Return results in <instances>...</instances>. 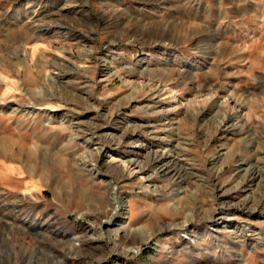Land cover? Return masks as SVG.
I'll return each instance as SVG.
<instances>
[{"label":"rangeland","instance_id":"1","mask_svg":"<svg viewBox=\"0 0 264 264\" xmlns=\"http://www.w3.org/2000/svg\"><path fill=\"white\" fill-rule=\"evenodd\" d=\"M21 142L38 148L24 164L4 152ZM171 149L182 181L150 162ZM130 158L150 164L146 174L128 170ZM33 164L50 178L34 218L102 235L104 248L72 249L56 233L39 239L53 253L26 264H264V0H0V222ZM253 170L262 184L250 202ZM61 184L83 197L55 199ZM118 205L120 223L158 236L138 249L112 241Z\"/></svg>","mask_w":264,"mask_h":264},{"label":"bare ground","instance_id":"2","mask_svg":"<svg viewBox=\"0 0 264 264\" xmlns=\"http://www.w3.org/2000/svg\"><path fill=\"white\" fill-rule=\"evenodd\" d=\"M35 5H39L40 7H39V9H35L33 12H26V14L28 15V20H31L32 16H34L37 13V11H40L44 7L43 2H36ZM109 5L113 7V6H115V3H110ZM76 9H77V7L75 6V10ZM56 64L59 66V68L65 67V64L62 62L56 63ZM22 143L23 142H21L18 145H17V143H15L17 146L16 148L18 150L17 152H14L8 148H5L4 152H6V153L8 152V155H11L10 158L11 159L14 158L17 161H18V159H21V158L23 159L25 156L27 158L29 157L30 159L33 156L35 157V155L38 152L37 146L27 147L25 149V147L22 145ZM166 151H168V150H166ZM166 151L156 150L155 151L156 156H154L152 161H150L151 164L153 163L154 167H158V171H160L161 173L175 172V175L177 176L176 180L182 181L184 176L182 175L180 170L179 169L177 170V168H174L173 165H170L169 164L170 161H166L168 158L174 157V158L178 159V157L176 156L175 153L172 154L170 152V151H173L172 149L169 150V152H166ZM23 164H24V159H23ZM94 166H95V164H94ZM127 166H128V170H131L132 167H134V169L132 171L137 169V172L139 174H146V172L150 168V164L144 163L141 160H138L137 158H130L128 160ZM16 170L20 171L21 169H20V167H17ZM42 170H43L44 174H47L48 167L46 165H43ZM28 172L30 174H28ZM22 175H23L22 179L25 182L24 183V186H25L24 191L21 192L22 195L17 199L7 200L4 202L3 208L5 210V213L2 215V219L0 222L1 226L3 227L2 231L4 233L0 237V241L2 242V245H3V248L0 250V255L1 254L6 255L8 257V259L10 260L11 264L12 263L16 264L17 263L16 261H19V260H22L23 264H26V262H28V263L33 262L36 258L41 259V256L47 257V256L51 255V253H53V251L50 250L51 251L50 252L49 251L50 248H46L45 245L43 244V242H41V240H39V239L40 238H48V237L49 238L52 237L54 239V236L56 233H60L59 235H57V236H59L58 241H63L64 245L71 246L72 249L77 248L78 245L81 246L86 242H89V243L92 242L91 245H93L92 246V249L94 248L93 250H98V249L104 248V245H101V243L99 242L104 237L102 235L99 238L98 237H90V235H87V236L85 235L82 237L81 235H78V233H74V234H72V236H70V234H68V232L62 233V231H60L59 229H56L54 227L53 223H51L50 218H48L47 222H45V221L43 222V221H41V219L34 218L33 214H34L35 207L33 208L31 205L34 204V206H35V204H37L36 199L39 198V196H38L39 193L43 194L42 189L50 186L48 183V181H50V178L42 180L41 179L42 176L37 173V169H36L35 164H33L30 167V170H27V171L25 169L22 170ZM28 175H30V176H28ZM259 175L260 174H258V172L254 171V170L250 174L246 175V176H248V178L246 179V181H247V184L245 185L246 188H249L248 190L250 191V190H252V188L254 186L257 187L256 190L255 189L252 190V197L249 199L250 202L252 200H254V198H255L254 196H256L257 194L258 195L261 194V192H260L261 187L259 188V186H261L262 183L259 180V177H260ZM236 176L238 178H240V177H242V173L237 172ZM126 177L130 178V175L126 176L124 173L122 175V178H126ZM151 179H152V175H145V177L144 176L142 177L141 182H143V185H145V190H147V191H150L151 186L149 184V181ZM244 180H245V178H244ZM40 181H42L41 186H40ZM111 183L112 182H110V184ZM242 184H243V182H242ZM64 185H65V183H64ZM117 186H118V183H117V185H113V189L115 190V192L118 190ZM77 190L78 189L74 188V184H70V185L67 184L66 188L63 187L61 184V185H58V187H55L52 189L55 199L63 198L64 197V191H66V192L68 191L69 195H70V193H72L75 196V199L83 197L84 194L81 192H77ZM33 192H38V193L36 195H34ZM263 196H264V194H263ZM118 204H119V202H118ZM76 208H80V206L78 205ZM243 208L244 209L249 208L248 203H246V206ZM124 209H125L124 206H121V205H118V207L116 206L117 212H115V213L119 214V217L116 218L115 215H112L106 221V223L109 224V228L107 229L106 232H107L108 237L112 241H128L129 244H131L133 246H137L138 244L149 243L155 237L158 236L159 232H154V231L151 232L149 230L147 231L145 228H142V227L129 228L127 225L123 224L124 222L120 223L119 219L120 218L122 219V216H121L122 213L121 212ZM82 212L83 213H81L79 211L78 218L81 217V219H82V218L88 216L89 214H91V211H82ZM189 215L191 216L190 213H189ZM111 226H115V227L113 228ZM164 230L165 229H163L162 232ZM156 231H158V230H156ZM233 231H235V230H233ZM27 234L32 236V239L30 242L25 241ZM186 235L189 237L190 242L192 243V245L194 247L199 245L197 239H192L191 236L189 235V233H186ZM94 241H97V242L95 243ZM61 244H62V242H61ZM138 247H140V246H137L135 248L138 249ZM126 249L123 252L121 251L124 256H130V257L136 256V253H135L136 249H134V250L130 249L131 251L126 250ZM75 250H77V249H75ZM114 251H115V252H113L114 254H118L120 252L118 248L117 249L115 248ZM84 252L82 250L80 251L81 254ZM111 254H112V251H111ZM62 258H64V257L62 256ZM109 259H111L110 256L103 255V256L97 258L95 264H105V262L108 261ZM0 264H2V263H0Z\"/></svg>","mask_w":264,"mask_h":264}]
</instances>
